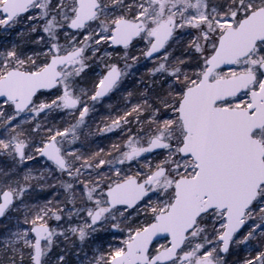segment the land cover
Wrapping results in <instances>:
<instances>
[{"label":"snow or ice","instance_id":"snow-or-ice-1","mask_svg":"<svg viewBox=\"0 0 264 264\" xmlns=\"http://www.w3.org/2000/svg\"><path fill=\"white\" fill-rule=\"evenodd\" d=\"M13 32L0 264H264V0H0Z\"/></svg>","mask_w":264,"mask_h":264},{"label":"rangeland","instance_id":"rangeland-1","mask_svg":"<svg viewBox=\"0 0 264 264\" xmlns=\"http://www.w3.org/2000/svg\"><path fill=\"white\" fill-rule=\"evenodd\" d=\"M14 38H15V32L11 33L10 35H4V34L0 33V46L11 42ZM148 66H150V65H148ZM146 70H147L146 66L141 64L136 69V75L140 76L141 74L145 73ZM132 83L133 82L131 80L125 82L126 86L129 88L132 87ZM119 95L120 94L118 93L117 96L113 97L112 101H110V103L113 104V113H112L113 115L115 114V110H116L118 105L122 107V104L120 103V101L118 99ZM105 103L107 104V103H109V101H106ZM108 114H109L108 110L105 106H98V112L93 116L92 120H90L91 127L93 129H95L96 124L99 123L102 119L106 118L108 116ZM118 140H119V133L108 134L106 137H101V136H99V134H97L96 136H93L90 138L87 146H90L92 148H96L97 146H100V147H105L107 149L111 145V143L118 141ZM38 163H43V161H40L38 158ZM46 196H47L46 192L39 194L40 199H43ZM101 238L111 239V236L108 234H101ZM161 242H163V241H161ZM72 259L74 260L75 257H72Z\"/></svg>","mask_w":264,"mask_h":264}]
</instances>
